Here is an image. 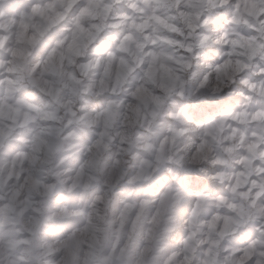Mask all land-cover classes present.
<instances>
[{
	"label": "clouds",
	"instance_id": "9594fccd",
	"mask_svg": "<svg viewBox=\"0 0 264 264\" xmlns=\"http://www.w3.org/2000/svg\"><path fill=\"white\" fill-rule=\"evenodd\" d=\"M0 264H264V0H0Z\"/></svg>",
	"mask_w": 264,
	"mask_h": 264
}]
</instances>
